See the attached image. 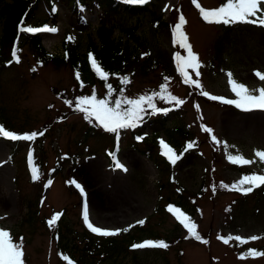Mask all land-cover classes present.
Returning a JSON list of instances; mask_svg holds the SVG:
<instances>
[{
  "label": "rangeland",
  "instance_id": "rangeland-1",
  "mask_svg": "<svg viewBox=\"0 0 264 264\" xmlns=\"http://www.w3.org/2000/svg\"><path fill=\"white\" fill-rule=\"evenodd\" d=\"M149 1L152 14L121 15L111 37L129 43L138 55L121 88L123 101L151 96L162 111L154 112L145 102L142 120L119 130L118 136L94 118L86 120L84 112L68 111L54 97L50 87L71 89V69L42 63L26 42V32L21 30V51L13 50L12 61L0 68V126L18 135L43 133L33 141L0 136V230L20 246L23 264H68L58 258L46 226L61 212L70 226L67 237L76 247L73 256L81 264H264V185L247 194L236 190L250 186L241 185L244 177L264 175V160L258 155L264 152V110L242 111L209 98L236 99L229 73L252 94L264 88L256 75H264V27L208 23L199 16L201 9H217L228 0ZM36 5L22 26L55 28L38 34L41 47L52 56L63 54L65 42L79 54L88 41L99 45L96 5L83 8V24L65 3L54 2L53 22L49 4L40 0ZM259 7L264 9V4ZM2 20L0 36L5 39L10 27L5 24L3 29ZM178 25L198 57L199 67L186 69V76L180 66L187 51L173 39ZM129 28L136 42L128 37ZM91 90L79 99L92 97ZM100 95L98 88L96 98L102 99ZM169 144L181 157L175 164L164 154ZM112 150L114 161L108 157ZM230 156L249 163H232ZM27 160L38 179L27 170ZM117 161L127 170L116 168ZM85 203L94 227L117 232L118 238L127 229L138 237L134 244L152 240L168 247L123 249L110 258L106 239L85 225ZM181 213L195 225L200 240L177 219ZM84 230L95 235L99 245L94 249L87 248Z\"/></svg>",
  "mask_w": 264,
  "mask_h": 264
},
{
  "label": "trees",
  "instance_id": "trees-1",
  "mask_svg": "<svg viewBox=\"0 0 264 264\" xmlns=\"http://www.w3.org/2000/svg\"><path fill=\"white\" fill-rule=\"evenodd\" d=\"M38 1L40 0H10V2L7 3L0 0V17L3 18L2 27L5 24H8V27H10L9 34L5 39L2 38V34L0 36V61L5 62L2 65L0 63V68L1 66L6 65L7 60L9 62L12 61L13 49L15 53L21 51L22 48H20L19 43L21 39L19 33L20 25L23 24L25 19L27 20L30 18V14L34 11L35 7H37L36 4ZM45 1L49 4L51 14L50 19H52V22L56 15L55 12L51 11L55 1L65 3L69 11L74 14L75 20L82 22V24L84 23V18L81 13L83 8L96 5L100 12V15L98 16L99 25H97L99 45L88 41L84 54H79L75 50L76 47L72 49L69 48L65 42L63 45V54L60 56H52L51 53L44 50V47H41L38 32L30 34L26 33V42L29 43L30 47L35 48L36 55L42 60V63L49 62L57 67L62 66L64 68L65 66L71 69L70 75L73 78L71 89L50 87L52 91L51 93L54 97L65 102V107H67L68 111L73 110L76 113H81L79 109H76L79 97L81 95L86 96L87 89L89 88L92 89L91 94L96 96L97 89L100 88V97L106 100L110 107H115L116 101H120L121 110L123 111L124 108L122 107V103L127 104L126 102L128 99L123 101L124 99L121 96V88L125 85L124 81H126V78L129 76V74H127L128 70H131V67L137 64L138 55L129 47V43H124L120 38H112V30L115 28V25L119 24L118 19L121 15L136 16L137 14H152V11L148 7L149 3L129 4L125 3L124 0ZM161 22L158 24L162 25L163 23ZM132 30L133 28H129L126 29V32H128V37L132 39L133 42H136L137 39L133 36L134 33ZM90 57L91 59H94L108 74L107 79H101L96 73L95 69L92 67ZM148 117L149 115L146 114L145 118L148 119ZM87 132L88 131H85V133ZM137 133V131H134L132 132V135H136ZM110 154L113 155L114 150H112ZM145 154L147 157H151L149 150L145 151ZM156 164L159 166L161 173H165L166 169L161 167L160 161H157ZM170 175L171 173H169V177ZM177 205L179 206L180 204L178 203ZM62 214L63 212L57 216L54 223L49 224V221L46 223V226L50 229V238L55 241V246L57 248L56 252L58 258H60L62 262L64 261L68 264H81L79 257L75 258L73 256L76 247L74 244H71L69 237H67L70 231V226L64 223V216ZM121 233L123 236L120 238H118L119 236L117 234L101 237L104 240L106 239L105 241L109 247L105 249V252L110 258L116 259L123 249L125 251H134L131 247L136 243L138 237L135 238L134 233H130L127 230ZM83 236H87L85 238L89 243V245H86L87 248L91 247L94 249V247L99 245L94 239L95 235H92L89 231L84 230ZM81 252V254H83V250H81ZM133 256L136 255L133 254ZM84 263H87V261H84Z\"/></svg>",
  "mask_w": 264,
  "mask_h": 264
},
{
  "label": "snow or ice",
  "instance_id": "snow-or-ice-1",
  "mask_svg": "<svg viewBox=\"0 0 264 264\" xmlns=\"http://www.w3.org/2000/svg\"><path fill=\"white\" fill-rule=\"evenodd\" d=\"M125 3L129 4H146L149 0H124ZM264 4V0H228V3L212 10L201 9L202 18L208 23L215 24H230V23H249L257 24L258 26L264 27V9H261L259 5ZM55 11V9H53ZM261 13V15H257ZM250 17H256V19H250ZM181 22L183 23V18L181 17ZM23 32H55V28L44 27H23L21 29ZM174 42L179 44L182 48L186 49L187 56L183 58V63L180 66V71L186 76V69H196L199 67L198 57L192 51L191 45L187 43V37L185 34L180 31V26L178 25L176 30L173 33ZM91 59V57H90ZM92 67L95 69L96 73L100 76L101 79H107V73L96 63L94 59H91ZM261 81H264V75H261L259 72L256 73ZM229 83L231 85V90L235 94L236 99H226L223 97L210 96L212 100H220L222 103L227 105L235 106L237 109L242 111H252V110H264V88L258 89V95L252 94V92L242 83L235 82L231 79V73H229ZM79 78V77H78ZM186 83H190L187 78L185 79ZM199 86V84H197ZM110 88V86H109ZM208 96V93H204ZM169 99L175 101L177 104H182V100H177L176 97L171 96ZM147 102L149 108H152L154 112L162 111L157 109L152 102V97H140L138 100H128L126 103L130 105L126 110H121L120 101H116L115 107H110L106 100L97 99L95 95L92 97H82L77 101V107L81 112L85 113V119L92 121L94 118L95 122H98L106 131L116 133L119 135V130L134 128L137 126V123L142 120V113L145 111L143 105ZM87 106V107H84ZM163 111H167L166 109ZM205 131H210L205 129ZM38 135H43V133H31L18 135L11 131H7L3 126H0V136L5 137L12 141H33ZM163 144V141L161 142ZM167 151L164 153L169 161L173 164L177 162L181 157L176 155L171 148L167 145H164ZM192 145L189 144L188 148H191ZM260 158L264 160V152L258 153ZM229 159L232 163H236L238 160L242 161L244 164L249 163L248 160L243 159L238 156H230ZM115 167L118 169L127 170L125 166L120 162H115ZM32 178L33 180L38 179L37 169L33 167ZM241 185L248 184L250 185L246 189L237 188V191L243 190L245 194L251 192L253 188L264 185V175H252L246 176L240 182ZM76 187L80 189L83 194L84 190L79 185L76 184ZM172 210L171 208L169 209ZM183 216V219H181ZM57 217L53 216L49 221V224H52L56 221ZM83 219L85 225L93 232L100 236H112L116 235L117 232L103 230L99 227H94L92 223L89 222V212L88 206L85 203L83 211ZM177 219L180 220V223L188 230V232L194 236L197 240H200L201 237L195 232V225L188 222L189 218L184 216L181 213L180 216H177ZM140 224H143L144 221H139ZM127 229H125L126 231ZM237 239H240L237 237ZM252 239H256L253 237ZM227 243V241H225ZM134 248H167L168 245L163 241L153 242L146 241L144 243L133 245ZM23 252L20 250V246L12 243L9 238V233L3 230H0V264H23Z\"/></svg>",
  "mask_w": 264,
  "mask_h": 264
}]
</instances>
